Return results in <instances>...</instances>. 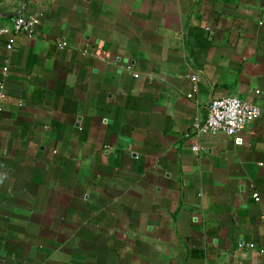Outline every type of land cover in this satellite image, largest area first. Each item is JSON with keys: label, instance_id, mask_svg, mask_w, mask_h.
<instances>
[{"label": "crops", "instance_id": "0c3cea01", "mask_svg": "<svg viewBox=\"0 0 264 264\" xmlns=\"http://www.w3.org/2000/svg\"><path fill=\"white\" fill-rule=\"evenodd\" d=\"M19 14L40 23L0 33V264H264V0H0V27ZM229 95L261 114L194 126Z\"/></svg>", "mask_w": 264, "mask_h": 264}, {"label": "built area", "instance_id": "2783aa9c", "mask_svg": "<svg viewBox=\"0 0 264 264\" xmlns=\"http://www.w3.org/2000/svg\"><path fill=\"white\" fill-rule=\"evenodd\" d=\"M40 23L38 15H24L19 14L10 26L0 27V33L15 32L24 33L30 37H33L37 31V27ZM65 46V43L61 45ZM192 79L195 84L193 86V92L196 91L198 81V75L193 74ZM3 87L0 88V111L1 99L3 98ZM190 94V96H192ZM207 113L203 122H195L194 126L207 133L226 134L229 136H235L242 132L248 123L261 114V107L253 104L238 96H221L212 99L207 105ZM194 149H198L195 147Z\"/></svg>", "mask_w": 264, "mask_h": 264}]
</instances>
